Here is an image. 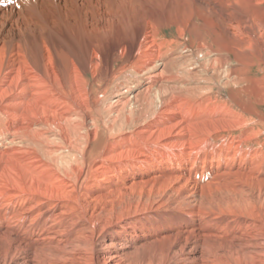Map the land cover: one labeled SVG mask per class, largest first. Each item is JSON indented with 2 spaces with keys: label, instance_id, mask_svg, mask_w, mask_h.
Wrapping results in <instances>:
<instances>
[{
  "label": "bare ground",
  "instance_id": "obj_1",
  "mask_svg": "<svg viewBox=\"0 0 264 264\" xmlns=\"http://www.w3.org/2000/svg\"><path fill=\"white\" fill-rule=\"evenodd\" d=\"M0 264H264V0H0Z\"/></svg>",
  "mask_w": 264,
  "mask_h": 264
},
{
  "label": "rangeland",
  "instance_id": "obj_2",
  "mask_svg": "<svg viewBox=\"0 0 264 264\" xmlns=\"http://www.w3.org/2000/svg\"><path fill=\"white\" fill-rule=\"evenodd\" d=\"M167 34L169 35V33H167ZM184 54H187V52L184 53ZM194 71H196V69H192V70H190L191 73H193ZM178 75H179L180 77H182L180 73H178ZM190 83H191V85H192V84H193V80H190Z\"/></svg>",
  "mask_w": 264,
  "mask_h": 264
}]
</instances>
